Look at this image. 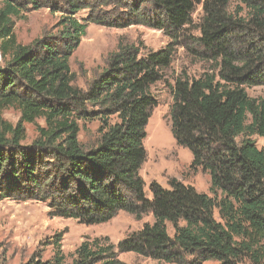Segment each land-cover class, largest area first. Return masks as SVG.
<instances>
[{
  "label": "trees",
  "instance_id": "1",
  "mask_svg": "<svg viewBox=\"0 0 264 264\" xmlns=\"http://www.w3.org/2000/svg\"><path fill=\"white\" fill-rule=\"evenodd\" d=\"M29 6L61 17L56 32L23 45L14 19ZM197 6L203 15L193 36L188 28ZM85 10L87 23L143 25L172 43L145 55L120 43L87 88L77 87L70 61L86 36L87 24L77 18ZM182 40L207 66L172 87L171 132L192 153L191 167L209 174L211 194L173 179L169 188L151 183L149 199L140 173L157 105L152 87ZM0 56V202L45 203L51 217L87 226L120 211L138 221L153 216L117 246L108 238L85 241L71 264H122L124 253L165 264H264V147L257 143L264 138V97L247 91L264 86V0H3ZM9 109L20 112L16 125L3 117ZM94 121L98 138L86 147L80 124ZM26 124L38 134L29 146L22 144ZM62 239L51 259L23 264H67Z\"/></svg>",
  "mask_w": 264,
  "mask_h": 264
},
{
  "label": "rangeland",
  "instance_id": "2",
  "mask_svg": "<svg viewBox=\"0 0 264 264\" xmlns=\"http://www.w3.org/2000/svg\"><path fill=\"white\" fill-rule=\"evenodd\" d=\"M3 0H0V8ZM203 12L197 6L193 13V26L188 28V34L199 36L197 26ZM22 18L14 19L15 33L18 42L23 45L31 44L44 35L56 32L61 14L52 13L49 9L33 10L31 6L23 11ZM77 18L87 24L86 36L73 55L70 66L76 74L74 85L86 89L107 66L109 57L118 50L120 43L134 44L141 48L142 55L150 51L165 49L172 39L162 30L140 26L129 28H111L88 22L89 11L85 10ZM172 65L164 70L163 80L152 87V95L157 105L151 111V117L146 127L147 138L144 141L147 150V160L141 170V176L146 184V197L152 199L150 184L157 182L165 188L173 179L191 185L200 193L211 194V180L208 173L191 167L192 153L179 146L171 132V107L173 105L172 87L176 80L183 75L200 76L207 64L198 61L184 47V40L175 47ZM253 98L264 97V86L247 89ZM20 112L14 109L6 110L3 117L16 125ZM44 125L42 120L39 121ZM79 140L86 147L93 146L98 138V121L81 123ZM27 139L22 144L29 146L36 138L35 125L26 124ZM258 147H264V138H257ZM47 204L37 201L21 202L7 199L0 202V263L23 264L28 260L39 257L49 260L54 253L53 244L60 234L62 252L66 263L71 264L75 251L85 241L108 238L110 243L117 244L130 233L139 231L145 223H152V214L145 215L138 221L133 215L120 211L108 223L100 225H82L75 220L51 217ZM216 217H218L216 213ZM171 236L174 229L168 223ZM122 264H165L141 257L134 253L118 254ZM204 264H218L214 261Z\"/></svg>",
  "mask_w": 264,
  "mask_h": 264
},
{
  "label": "built area",
  "instance_id": "3",
  "mask_svg": "<svg viewBox=\"0 0 264 264\" xmlns=\"http://www.w3.org/2000/svg\"><path fill=\"white\" fill-rule=\"evenodd\" d=\"M1 57V56H0Z\"/></svg>",
  "mask_w": 264,
  "mask_h": 264
}]
</instances>
